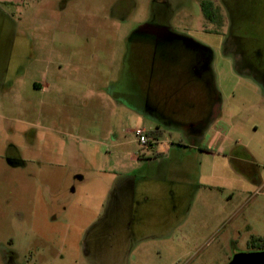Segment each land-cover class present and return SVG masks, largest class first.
I'll use <instances>...</instances> for the list:
<instances>
[{
	"label": "rangeland",
	"instance_id": "1",
	"mask_svg": "<svg viewBox=\"0 0 264 264\" xmlns=\"http://www.w3.org/2000/svg\"><path fill=\"white\" fill-rule=\"evenodd\" d=\"M203 1L0 0V58L17 55L0 76V264H10V251L15 264L25 254L27 264H227L255 251L248 240L264 236V199L248 176L254 168L264 175V102L250 90L264 89V0H206L214 22L203 17ZM163 6L168 31L211 54L219 113L196 133L159 118L146 101L153 93L142 89L157 83L167 105L180 108L186 87L204 86L191 69L201 57L196 48L159 43L156 50L162 60L172 51L186 56L189 83L182 58L175 74L149 75L136 57H148L152 38L143 32ZM233 19L260 76L235 62ZM156 126L159 139L137 142L134 128ZM114 135L123 141L117 148ZM9 144L25 166L8 167ZM188 146L189 187L177 184L182 197L174 201L163 196L175 186L162 170L180 169L173 151ZM164 147L167 161L156 155ZM234 154L246 174H235ZM207 175L218 186L210 189ZM154 179L158 202L126 205L127 185L156 186Z\"/></svg>",
	"mask_w": 264,
	"mask_h": 264
},
{
	"label": "flooded vegetation",
	"instance_id": "2",
	"mask_svg": "<svg viewBox=\"0 0 264 264\" xmlns=\"http://www.w3.org/2000/svg\"><path fill=\"white\" fill-rule=\"evenodd\" d=\"M206 7L209 11L208 16L205 12ZM200 9L203 14V17L206 20H210L213 22L218 20L219 18L218 14L216 13V11L215 13H213L215 9L213 8L211 2L204 0L200 5ZM167 12H168L167 7L163 6L160 10L156 8L154 14L148 20L147 28L143 32L145 34H149V36H151L152 38L150 44V53L147 58H144L143 55H139L136 57L142 62H145L147 68H149L148 72L146 70V72L149 73V75H151L155 71L159 73L170 74L171 70H174V74H175L176 73L175 65L178 64L183 59V55L181 54V52L178 53L172 51V55L168 56V60H162L159 57H157L158 53L156 50L159 43H173L179 45V47L182 48H189V46L196 48L197 50L200 51L201 57L195 59V62H193L191 68L193 72L192 71L191 72L195 75V77L200 78L202 80L204 86L202 87L197 86L196 88L195 87L187 88L186 87L187 84H185L186 86L184 87L186 88L183 90L185 96L183 100L185 102V104H183L184 108L183 107L178 108L176 102L167 105V103L162 99L161 93L159 92L160 87H157V83L156 86L154 87V85L151 82H149L142 89L146 90L148 94H150L151 92L153 93L152 94L154 95V101H152L153 103L149 102L150 101L149 98H147L146 101L147 104L155 112H157L159 118L163 119L164 122L166 123L174 122V123L184 124L192 133H196L199 132L200 128L205 125L207 119L213 116L212 108L215 106L218 100L217 94L213 91V89L210 86V74H209V69L207 67V64L209 63V59H210V52L206 47L198 44L195 40L191 38L188 39L180 35H175L170 31H168ZM233 20L235 23H232L231 29L233 31V34L235 35L234 43L237 48L239 47V51L237 54L238 59L235 62L239 63L241 71L242 68H245L246 69L245 73L247 72H250L251 74L256 73V75L260 76L259 73H261L260 72L261 68L258 67V65L261 63H258L257 61L255 62L252 61L253 59L251 58L252 57L251 54H249V50L244 49V47H246V43H244L243 39H240L239 36H236L238 31H240V25L239 23H237L238 22L237 19H233ZM149 27L153 29H149ZM246 36L252 38L251 35L250 36L246 35ZM143 45L145 44L143 43ZM185 57L183 59L182 64H185L184 66H186V69L188 70V75L185 78V82L189 83V64L184 63ZM182 71H183L182 68H180L181 73ZM190 99L192 102H190ZM187 117H189V121H187L188 119ZM154 128H158L159 130L162 131V129H160V127L158 126ZM4 255L6 260L10 264H15V262L17 261V254L15 252H11V251L9 253L6 252ZM22 262L23 264H27V254L24 255Z\"/></svg>",
	"mask_w": 264,
	"mask_h": 264
},
{
	"label": "crops",
	"instance_id": "3",
	"mask_svg": "<svg viewBox=\"0 0 264 264\" xmlns=\"http://www.w3.org/2000/svg\"><path fill=\"white\" fill-rule=\"evenodd\" d=\"M14 32H15V30H14ZM15 44H16V41H15ZM14 45L11 44V47H10V48H12L11 52L14 48ZM13 52H15V51H13ZM12 53L8 54V56L3 54L4 57L0 58V64H1L0 65V76H2V74H4V71L6 73H9L11 71V69H12L11 64L13 62H15V57L17 56L16 54L13 55ZM257 90L258 89L250 90L251 94L259 93L260 94V100L264 102V89L261 92L260 91L256 92ZM207 109H208V107H207ZM214 111H213V113H214L213 117L218 115L219 107L218 108L215 107ZM187 118H188L187 121H189V117H187ZM111 141H112L113 147H115V148L121 146L123 143V141H121L119 136H115V135L112 137ZM239 144H240V142H239ZM239 144H237V145H239ZM233 150H235V149H233ZM157 154H158V156L160 155V157H158V158L166 159V161H167L170 158L171 150H169L168 147H164V148L160 149L159 151H156V155ZM201 154L205 155L209 158H212V159H214L216 157H219V158L221 157V159H224L223 156H220L219 153H213V152L206 151V152H201ZM223 155H225V153ZM172 156H175V158L176 157L180 158L179 161H181L182 167H180V169H178V170H172L170 168L169 169L167 168L166 170H162L163 172H165L166 178L169 181H171L170 183L172 185L170 187L172 188L173 186H175L174 190L169 191L168 192L169 194L163 193V196L169 197L171 195L172 200L175 201L177 198L182 197L181 193L175 191L176 185L181 183L184 187H189V163H188L189 162V160H188L189 159V146L187 147V150H184V151L179 150V149H175L173 151ZM239 158H240V156H238L237 154H234L233 156L229 157V159L232 160V162L234 164L233 170H234L235 174H246V172L244 170H242L241 167L238 166ZM4 159H5L6 164H8V167H10L12 169L15 168V166H25L26 165L25 160L21 155V151L19 149H17V147H15L14 145H11V144H9L6 147V152L4 153ZM132 160H135V158H133ZM252 162L256 164L259 161L254 159V160H252ZM206 170H208V169H206ZM146 174L148 175V173H146ZM249 175L250 176H248V178L250 180H252V187L256 188L254 196L264 199V175H263V171L259 172L256 168H254V170L251 171V173ZM204 178L205 179L208 178L209 180H211V178L213 179L212 175H207ZM154 180L156 181V186L149 184V183L148 184H142V185H138V184L127 185L126 188L124 189V191L122 192L124 201L126 202V205L127 206L129 204L130 205H138L141 201L145 202L146 204H150L153 200H155V202H158L162 195L160 194V186L158 184L159 179H154ZM205 184L211 189V188H214V186H218L219 183H217L213 179L210 182L205 183ZM183 186H181V188H183ZM178 190H180V189H178ZM126 215L128 216L127 211H126ZM152 222L157 223L159 221L157 218H152Z\"/></svg>",
	"mask_w": 264,
	"mask_h": 264
},
{
	"label": "water",
	"instance_id": "4",
	"mask_svg": "<svg viewBox=\"0 0 264 264\" xmlns=\"http://www.w3.org/2000/svg\"><path fill=\"white\" fill-rule=\"evenodd\" d=\"M149 29L153 28L149 27ZM227 264H264V250L235 254Z\"/></svg>",
	"mask_w": 264,
	"mask_h": 264
},
{
	"label": "trees",
	"instance_id": "5",
	"mask_svg": "<svg viewBox=\"0 0 264 264\" xmlns=\"http://www.w3.org/2000/svg\"><path fill=\"white\" fill-rule=\"evenodd\" d=\"M206 14L208 16V9L206 7ZM162 135V131L159 130L158 128H153L152 130H149L147 132L148 138H155L159 139ZM248 246L254 250H264V236H251L250 239L248 240Z\"/></svg>",
	"mask_w": 264,
	"mask_h": 264
},
{
	"label": "built area",
	"instance_id": "6",
	"mask_svg": "<svg viewBox=\"0 0 264 264\" xmlns=\"http://www.w3.org/2000/svg\"><path fill=\"white\" fill-rule=\"evenodd\" d=\"M136 136V140L141 145H146L149 143V138L147 136L148 130L143 127H136L132 130Z\"/></svg>",
	"mask_w": 264,
	"mask_h": 264
}]
</instances>
